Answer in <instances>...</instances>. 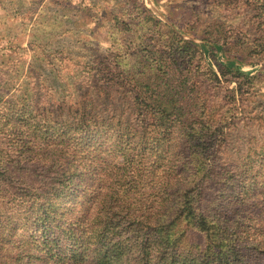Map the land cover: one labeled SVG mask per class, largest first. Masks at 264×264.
Instances as JSON below:
<instances>
[{
	"label": "trees",
	"instance_id": "16d2710c",
	"mask_svg": "<svg viewBox=\"0 0 264 264\" xmlns=\"http://www.w3.org/2000/svg\"><path fill=\"white\" fill-rule=\"evenodd\" d=\"M181 39L224 53L223 76L249 75L221 37ZM125 60L92 75L129 89L123 114L91 99L67 117L8 107L0 264H264V160L227 169L201 146L224 122L165 89V69L137 77Z\"/></svg>",
	"mask_w": 264,
	"mask_h": 264
},
{
	"label": "rangeland",
	"instance_id": "374dc122",
	"mask_svg": "<svg viewBox=\"0 0 264 264\" xmlns=\"http://www.w3.org/2000/svg\"><path fill=\"white\" fill-rule=\"evenodd\" d=\"M202 37H221L249 75L223 76L222 52L210 49L204 59L200 47L177 50L181 38ZM115 56L135 64L137 77L165 69V89L224 122L217 141L201 146H215L227 169L264 160V0H0V148L10 144L12 104L67 117L91 99L100 115L125 113L129 89L92 79Z\"/></svg>",
	"mask_w": 264,
	"mask_h": 264
}]
</instances>
